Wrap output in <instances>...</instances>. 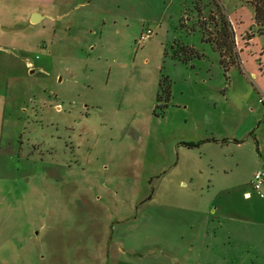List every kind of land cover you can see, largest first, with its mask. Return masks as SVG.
<instances>
[{"label": "rangeland", "instance_id": "374dc122", "mask_svg": "<svg viewBox=\"0 0 264 264\" xmlns=\"http://www.w3.org/2000/svg\"><path fill=\"white\" fill-rule=\"evenodd\" d=\"M256 28L251 0H0V264H264Z\"/></svg>", "mask_w": 264, "mask_h": 264}, {"label": "trees", "instance_id": "16d2710c", "mask_svg": "<svg viewBox=\"0 0 264 264\" xmlns=\"http://www.w3.org/2000/svg\"><path fill=\"white\" fill-rule=\"evenodd\" d=\"M251 3L254 7V20L257 27L255 34L252 35L255 36L257 33L264 31V0H251ZM213 19H215L216 31L214 34L212 33L213 36H209L207 39L213 42L215 48L220 51L221 63L227 71L231 65L241 63L239 52L237 51L236 32L226 14H222L220 18L215 17ZM176 52L175 56L186 63L191 61L192 58L202 55V53L190 45H182ZM171 90L172 80L169 77H163L160 80L158 92V100L165 101V103L159 105L162 108L168 106Z\"/></svg>", "mask_w": 264, "mask_h": 264}, {"label": "built area", "instance_id": "2783aa9c", "mask_svg": "<svg viewBox=\"0 0 264 264\" xmlns=\"http://www.w3.org/2000/svg\"><path fill=\"white\" fill-rule=\"evenodd\" d=\"M153 34V30L151 28H147L144 33L141 35L142 40L149 39ZM264 183V169L260 168L255 172L253 184L255 189L258 190L261 196L264 197V192L262 191Z\"/></svg>", "mask_w": 264, "mask_h": 264}, {"label": "crops", "instance_id": "0c3cea01", "mask_svg": "<svg viewBox=\"0 0 264 264\" xmlns=\"http://www.w3.org/2000/svg\"><path fill=\"white\" fill-rule=\"evenodd\" d=\"M242 64V63H241ZM255 74V73H254ZM258 120L260 123L263 122L264 119H262L260 116L258 117ZM264 123V122H263ZM250 135L254 136L256 138V141L260 140V137H259V132H257L256 130H252L250 131ZM264 138V136H263ZM246 194L245 195H249L250 193L248 191L245 192Z\"/></svg>", "mask_w": 264, "mask_h": 264}, {"label": "water", "instance_id": "95a60500", "mask_svg": "<svg viewBox=\"0 0 264 264\" xmlns=\"http://www.w3.org/2000/svg\"><path fill=\"white\" fill-rule=\"evenodd\" d=\"M43 18H45V15H43L42 13H39V12H35V13H33L32 17H31V21L32 22H38Z\"/></svg>", "mask_w": 264, "mask_h": 264}]
</instances>
